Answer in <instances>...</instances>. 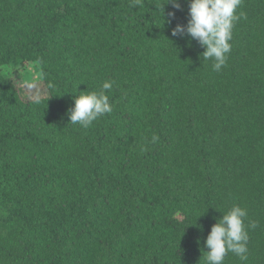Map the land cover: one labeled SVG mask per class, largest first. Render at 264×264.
<instances>
[{
	"label": "trees",
	"instance_id": "obj_1",
	"mask_svg": "<svg viewBox=\"0 0 264 264\" xmlns=\"http://www.w3.org/2000/svg\"><path fill=\"white\" fill-rule=\"evenodd\" d=\"M179 2L0 0V264H206L234 205L256 227L224 264H264V0H242L220 71L172 35ZM105 81L112 111L72 124Z\"/></svg>",
	"mask_w": 264,
	"mask_h": 264
},
{
	"label": "clouds",
	"instance_id": "obj_2",
	"mask_svg": "<svg viewBox=\"0 0 264 264\" xmlns=\"http://www.w3.org/2000/svg\"><path fill=\"white\" fill-rule=\"evenodd\" d=\"M167 3H171L177 9L181 7L179 0H167ZM241 3L242 0H190V19L186 26L178 24L172 30V35L181 37L188 35L198 41L205 48L203 58L214 60L213 69L220 71L231 51L232 30L242 15V13L237 15L236 10ZM113 83L105 81L99 92L84 91L74 96V106L67 112L70 122L87 128L99 117L110 113L112 105L106 92L112 89ZM152 139L155 141L157 137L153 136ZM246 218L247 210L239 205H234L227 213H223L204 241L208 249L206 264H224L228 253H233L242 262L247 261L249 241L247 228H255L256 224L251 222L246 227L244 223Z\"/></svg>",
	"mask_w": 264,
	"mask_h": 264
},
{
	"label": "rangeland",
	"instance_id": "obj_3",
	"mask_svg": "<svg viewBox=\"0 0 264 264\" xmlns=\"http://www.w3.org/2000/svg\"><path fill=\"white\" fill-rule=\"evenodd\" d=\"M14 72L15 71H13V73ZM32 75L30 76V81L29 77L25 78L19 75V73L15 74L14 77L16 86L24 100H33L45 95L44 87L36 80V77Z\"/></svg>",
	"mask_w": 264,
	"mask_h": 264
}]
</instances>
